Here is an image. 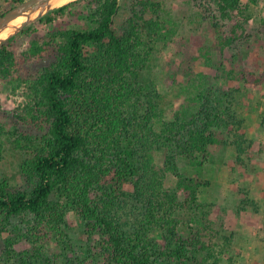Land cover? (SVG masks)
<instances>
[{"label": "trees", "instance_id": "obj_1", "mask_svg": "<svg viewBox=\"0 0 264 264\" xmlns=\"http://www.w3.org/2000/svg\"><path fill=\"white\" fill-rule=\"evenodd\" d=\"M8 1L12 9L26 0ZM213 4L216 16L210 28L216 33V49L222 57L231 50L234 59L248 60L251 13L264 0ZM122 10L121 0H76L50 10L0 45V81L14 93L24 89L30 101L26 116L49 125L39 144L31 137L15 140L16 146L27 149L22 169L32 189L16 190L0 175V237L12 235L5 243L9 260L18 259L15 247L26 241L32 253L28 251L21 264H84L89 254L102 264H220L204 241L214 233L213 205L201 200L202 190L211 183L198 173L212 146L229 143L232 129L238 161L246 152L240 134L244 121L235 109L240 76L213 60L209 48H201L200 73L186 71L181 80L177 71H169V88L186 97L177 108L175 100L146 78L154 53L175 37L173 22L162 19L155 0H136L125 24L120 23ZM66 14L81 24L58 25ZM258 34L264 38V30ZM212 71L224 75L232 88L217 86L213 94L207 74ZM1 102L0 97V107ZM169 109L172 119L166 118ZM0 131H6L1 124ZM2 149L0 142V164ZM168 175L176 180L174 188H165ZM249 207L259 213V204L249 199L240 202L238 211ZM129 209L137 213L130 218L134 232L126 230L122 216L130 217ZM71 212L83 222L80 238L89 244L87 252L75 257L70 256L75 247L67 225ZM18 218L27 229L12 224ZM151 230L163 231L166 242L161 244ZM223 240L224 247H230L235 235ZM51 243L58 254H49ZM202 252L208 256L198 261Z\"/></svg>", "mask_w": 264, "mask_h": 264}, {"label": "rangeland", "instance_id": "obj_2", "mask_svg": "<svg viewBox=\"0 0 264 264\" xmlns=\"http://www.w3.org/2000/svg\"><path fill=\"white\" fill-rule=\"evenodd\" d=\"M74 1L76 0L71 2ZM135 1L121 0L123 7L121 24H125L131 17ZM155 1L162 7V19L167 23L168 21L173 22L171 25L176 32L175 37L169 39L161 51L158 50L154 53L146 78L155 82L162 92L169 95V99H173V102L175 100L177 108L186 102L184 100L186 97H180L177 95L178 90L169 88L168 83L171 81L169 71H177L178 78L181 80L186 78L183 75L186 71L189 74L200 73L203 67V60L200 59L201 48H209L213 54V60H218L228 70L234 71L237 76H240L238 79L239 102L235 109L240 112L239 119L244 121L240 134L246 141L244 144L246 152L241 154V161H238L240 154L232 143L236 131L232 129L227 133L231 137L229 143L218 147L212 146L208 162L204 169L198 173V177L203 182L211 183L202 190V203L213 205L210 211V223L214 233L209 234V237L204 241L211 246L215 256L220 260V264H264V38L262 36V39L258 34L264 30L263 23L260 21V17H264V4H261L259 8H253L255 10H252L251 13L254 17L250 23L253 28L251 30L248 28L253 36L247 44V47L250 48L249 59L236 60L231 50L222 57L220 50L216 49V33L210 28L211 18L216 16L213 0ZM12 6L11 1L0 0V14L8 13L14 9H10ZM77 8L73 7L72 10ZM78 20V17L66 14L59 17L57 24L64 23L65 26L61 25L62 27L71 28L81 24V21ZM9 23L10 21L3 24L0 30L4 31L5 28H8ZM225 29H230V25L225 26ZM232 50L236 52L237 49ZM207 74L212 79L209 87L213 88V94L216 93L217 86L225 91L232 88L233 85L228 83L224 75L216 71ZM177 96L180 99H177ZM0 97L2 101L0 124L6 129L2 133L0 131V142L3 144V158L0 164L1 179L7 180L10 186L16 190L29 191L32 189V185L24 176L22 169L24 160L28 158L27 149L24 146H18V144L16 146L15 140L19 136H25L31 137L36 144H39L47 134L49 125L36 122L37 119L34 120L26 116L25 108L30 101L24 89L14 93L6 83L0 81ZM187 103L190 104V101L188 100ZM172 117L173 109H169L166 118L172 119ZM156 159L158 165L162 166V157L157 155ZM179 162L183 170H189L185 161ZM175 186L176 180L172 175H168L165 180V188L171 189ZM126 189L133 191L131 186H127ZM244 199L257 202L259 213L256 208L251 207L247 209V212H239L240 202ZM130 212V217L122 216L126 220V230L134 232L136 230L135 222L130 218H135L137 213L134 210H130ZM13 222V225L20 224L24 229L28 228V225L23 224L20 218ZM67 222L68 232L75 247L74 253H71L70 256L75 257L80 255V252H87L85 247L89 244L80 238L84 233L83 222L73 212L68 214ZM150 235L156 237L161 244L166 242V239L163 238V231L151 230ZM232 235H235V242L230 247H224L223 239ZM8 237L11 238L12 235L6 234L4 237H0V264H21L22 260L28 259V251L32 253L31 247L26 244V241L19 243L15 247L19 263L16 258L9 260L5 255V243ZM185 237H189V233H185ZM94 238L98 240L99 236L94 235ZM47 248L51 255L60 252L54 243H51ZM23 252L25 254L21 258L19 254ZM207 256L208 253L202 252L197 255V259L202 261ZM209 262H214V259H209ZM84 264H102V261L93 254H89V258Z\"/></svg>", "mask_w": 264, "mask_h": 264}, {"label": "bare ground", "instance_id": "obj_3", "mask_svg": "<svg viewBox=\"0 0 264 264\" xmlns=\"http://www.w3.org/2000/svg\"><path fill=\"white\" fill-rule=\"evenodd\" d=\"M71 1L73 0H49V1H42L39 3H35V5L31 7L32 9L31 8H30L31 10L29 9L30 11L27 10L28 11L27 13L22 14L21 16L15 19H12L9 23L8 28H5L4 31L0 30V37L3 35V33H5L4 36L0 39V41L11 35L16 30V28H18L22 23L23 24L28 23L38 15L45 13L50 9L63 6Z\"/></svg>", "mask_w": 264, "mask_h": 264}, {"label": "water", "instance_id": "obj_4", "mask_svg": "<svg viewBox=\"0 0 264 264\" xmlns=\"http://www.w3.org/2000/svg\"><path fill=\"white\" fill-rule=\"evenodd\" d=\"M42 1H49V0H29V1L24 2L21 5L17 6L16 8L12 9L11 11H9L8 13H6L4 16H2L0 18V28H1V26L3 24L7 23L8 21H11L12 19H15L18 16H21L22 14H24L33 5H35V3H39V2H42ZM50 10H52V9H50ZM50 10L46 11L45 13H42V14L38 15L32 21H30L28 23H25L21 27L17 28L11 35H9L5 39L1 40L0 41V45L2 43L6 42L7 40H9L10 38H12V37L16 36L17 34H19L25 27L30 26L32 23H35V21H37L39 18L44 16Z\"/></svg>", "mask_w": 264, "mask_h": 264}]
</instances>
